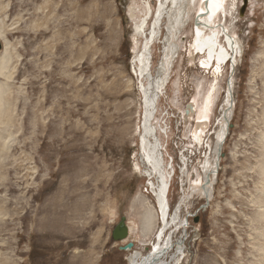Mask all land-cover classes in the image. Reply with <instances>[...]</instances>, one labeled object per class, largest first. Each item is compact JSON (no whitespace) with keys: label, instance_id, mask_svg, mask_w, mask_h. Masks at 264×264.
<instances>
[{"label":"rangeland","instance_id":"rangeland-1","mask_svg":"<svg viewBox=\"0 0 264 264\" xmlns=\"http://www.w3.org/2000/svg\"><path fill=\"white\" fill-rule=\"evenodd\" d=\"M146 1L0 0V91L9 110L0 123V264H127L118 247L132 242L146 253L162 224L151 193L160 172H170V214L185 203L186 229L170 238L171 248L184 245L181 264H264V0L227 3L241 51L232 75L230 64L221 70L210 125L197 141L182 111L196 93L199 105L204 92L208 99L213 79L185 51L190 22L160 90L165 19L147 48L149 80L130 72L131 42L139 40L128 9L137 22ZM229 76L233 109L206 200L190 188L204 182ZM142 137L159 172L142 156ZM121 217L129 235L113 241Z\"/></svg>","mask_w":264,"mask_h":264},{"label":"bare ground","instance_id":"bare-ground-1","mask_svg":"<svg viewBox=\"0 0 264 264\" xmlns=\"http://www.w3.org/2000/svg\"><path fill=\"white\" fill-rule=\"evenodd\" d=\"M154 1L156 3L158 2L157 3L158 5H156L155 3L154 9L151 8L149 1H146L147 3H145L144 6L145 11L144 13L141 14V18L137 22L134 19L135 14L133 10L128 9L129 12L128 19L132 26V38L139 40V42L137 41L131 42L132 49L130 51L133 57L131 59L130 72L132 75L134 74L135 76L133 77H136V80H140L141 83L144 82L145 80H149L150 75L148 74H149V70L151 71V67L150 64H148L147 48L149 47L150 43L152 44L153 42H155L156 39H158L156 36L157 35L156 31L158 26L162 25V24L159 25V22L161 19H165L162 29L168 30L167 45L162 60L160 62V65L158 67V70L156 72V77L161 76V79L160 77H158L160 79L158 81L160 83L158 84L159 85L158 88L160 90V88H162L163 83L166 82L168 79L167 76L170 72L169 71L170 66L173 64L174 56L176 55V50L180 49V43H179L180 39L179 37H177V35L180 32L184 33V31L181 30L185 27L186 24L190 22L191 40L189 44L186 46L185 51H187L188 57L192 60L193 59L195 60L196 57L198 56L199 61L196 62L195 64L196 67L202 70L203 72L206 71L207 73H211L213 79L211 81V87L209 88V90H211L209 96L210 98L208 97V99H211L209 103L207 97L205 98L206 94L204 92V94H202V103L201 105H199L197 103L198 94L196 93L192 96L190 101H188L191 103L192 109L189 108L187 113L185 112V108L182 111L183 119L186 122L187 121L190 122L189 120H192V122L195 124V129L193 130L192 136L195 138L194 140L197 141L199 137L201 136L203 137L204 133H206L205 130L207 129L208 125H210V116L212 115L211 113L213 111V107H215V104H213V100H212V97L214 95L213 87L218 82L217 79L222 72L221 70L224 66L230 64L231 75H232V72H234L236 67L237 56L239 54V51H241V47H240L241 45L239 44L237 39L230 34L229 32L230 30L227 27L228 14L226 13L227 12L226 6L229 0H154ZM231 3L232 2L230 1V4ZM232 9H234L235 12L238 9V5H236L235 1L233 3ZM166 14L168 15L167 20L165 18ZM192 14L193 16L191 19ZM195 18H197V22H195ZM149 34L151 40L148 39ZM144 40L145 42L143 43ZM6 67H7V61H5V59L1 60L0 74H3V71L5 70ZM146 71L147 74H145ZM151 77H153V75ZM231 78L232 77L229 76L228 79L226 80V88L223 93L224 96L222 98L223 104L221 106L220 116H219L220 119L218 122L219 124H217L218 130L215 133L214 145L210 148V152H209L211 155V161L204 163L202 167V173L204 174V178H205V179L203 178L204 182L200 181L199 183L198 181L196 185H193L192 187L190 186L191 187L190 194L194 193L198 196L204 197V199L206 200L210 199L211 191L213 188L212 181L219 166L218 161L220 157L218 155L219 152L222 150L223 143L225 141L224 138L225 134L228 133V129L225 128L227 124L229 125L228 122L230 120V115L233 109ZM141 83L140 85H142ZM5 99L6 96L3 94V90H1L0 91V107H1L0 123L6 126L9 118V110H5L6 106L4 107V105L5 104L8 105V103H5ZM205 99H207L206 102L203 101ZM207 117L209 118L208 120L209 122L207 121ZM140 139H141L140 148L143 151L142 156L146 158L145 159L146 161L148 160V162L150 163L149 167H151L153 171L159 172L156 168H154V164L156 165V159L154 158L156 157V154L154 153L155 151L151 147L149 148L147 146L146 144L147 142H145L146 139L144 140L143 137ZM154 142L156 143V141ZM261 172L264 175V166L261 168ZM169 173L170 172H168V174L166 175L160 172L159 173L160 180L157 181L156 187L155 188H153L154 186L151 187V193H153V196L155 198V205L157 207L156 209L161 217L162 224L154 234L153 242L150 243L151 245L149 251H147L146 253H142L134 248L130 250L127 249L129 254L126 257V260L128 261V264H181L185 257L184 253H182L183 250L182 248L184 245H182L181 242L180 243L177 242L176 247L171 248L173 245V239L172 241H170V238H173L174 235L173 231H176L178 228L180 229L181 227H183L182 231L183 230L185 231L186 222L182 221L180 218V206L182 205L185 206V203H183L182 205L179 204L178 208L174 210V214L173 215L170 214L171 210L167 202V192L169 189L168 183L170 181L168 178ZM188 197L189 196H186L184 198L188 199ZM202 207L205 206L203 205ZM262 216L263 217L261 216L260 217L264 218V212L262 213Z\"/></svg>","mask_w":264,"mask_h":264},{"label":"water","instance_id":"water-1","mask_svg":"<svg viewBox=\"0 0 264 264\" xmlns=\"http://www.w3.org/2000/svg\"><path fill=\"white\" fill-rule=\"evenodd\" d=\"M195 22H197V18H195ZM189 108H191V103L190 102H188L186 104V107H185V112L186 113L188 112ZM219 150H220V148H219ZM221 155H222V153L220 151L218 156L220 157ZM128 234H129V228L127 226L126 220H125L124 217H121L119 222L115 225V227L112 230L111 238H112L113 241L120 242V241H124L125 239H127ZM132 247H133L132 242H128V243H126L123 246H119L118 249L122 250V251H125L127 249L130 250Z\"/></svg>","mask_w":264,"mask_h":264}]
</instances>
